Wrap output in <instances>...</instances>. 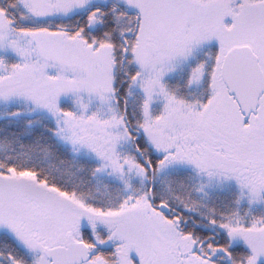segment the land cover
Instances as JSON below:
<instances>
[{"label":"snow or ice","instance_id":"snow-or-ice-1","mask_svg":"<svg viewBox=\"0 0 264 264\" xmlns=\"http://www.w3.org/2000/svg\"><path fill=\"white\" fill-rule=\"evenodd\" d=\"M0 264H264V0H0Z\"/></svg>","mask_w":264,"mask_h":264}]
</instances>
